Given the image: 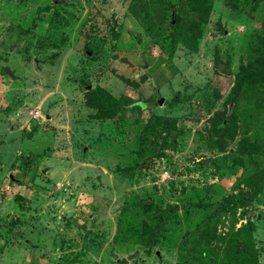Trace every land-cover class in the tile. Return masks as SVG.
<instances>
[{"label": "rangeland", "instance_id": "1", "mask_svg": "<svg viewBox=\"0 0 264 264\" xmlns=\"http://www.w3.org/2000/svg\"><path fill=\"white\" fill-rule=\"evenodd\" d=\"M208 2L0 0V264H264V2Z\"/></svg>", "mask_w": 264, "mask_h": 264}, {"label": "trees", "instance_id": "2", "mask_svg": "<svg viewBox=\"0 0 264 264\" xmlns=\"http://www.w3.org/2000/svg\"><path fill=\"white\" fill-rule=\"evenodd\" d=\"M264 2V0H252V10H257L259 5ZM225 7L228 12H232L237 9V5L234 0H225ZM195 13H199L202 16H209L212 11V5L209 4L208 0H200V3L193 8ZM254 82H264V59H260L257 62L243 66L241 68L240 73L237 76V82L235 88L231 92V98L236 100L240 91L243 89L245 84L254 83ZM102 108L105 109V113L113 114L117 112L118 104L115 102L113 97L109 94H105L101 99ZM100 105V106H101ZM142 108H146L147 106L143 103H139ZM169 124H165L167 126L168 132L172 134L173 139L176 140V136L178 135V131L171 126L170 121ZM149 204V202L147 203ZM152 204L149 206L151 207ZM177 207H168L166 210H158L159 213V227H163L168 218L175 213Z\"/></svg>", "mask_w": 264, "mask_h": 264}, {"label": "water", "instance_id": "3", "mask_svg": "<svg viewBox=\"0 0 264 264\" xmlns=\"http://www.w3.org/2000/svg\"><path fill=\"white\" fill-rule=\"evenodd\" d=\"M162 102H163V100H162Z\"/></svg>", "mask_w": 264, "mask_h": 264}]
</instances>
